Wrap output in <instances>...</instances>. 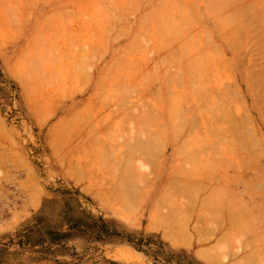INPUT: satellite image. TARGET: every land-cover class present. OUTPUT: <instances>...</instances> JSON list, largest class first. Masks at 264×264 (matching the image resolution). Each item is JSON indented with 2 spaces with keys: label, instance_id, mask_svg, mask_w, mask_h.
Here are the masks:
<instances>
[{
  "label": "rangeland",
  "instance_id": "374dc122",
  "mask_svg": "<svg viewBox=\"0 0 264 264\" xmlns=\"http://www.w3.org/2000/svg\"><path fill=\"white\" fill-rule=\"evenodd\" d=\"M11 1L13 0L5 1V4L10 2L8 5L11 12L7 5L5 6L7 11L4 10L6 13L3 16L0 13L2 16L0 18V117H3L1 119L4 121L5 129L8 135L12 137L11 145L3 139L1 142L4 145H9V149L15 158L12 159L14 161H12V167L8 171L0 167V264H216L212 260H210L211 263H208L206 257V259L202 258L204 255L201 257V247L203 250L205 247L207 250L209 247L213 249L212 245L215 248L216 237L222 231L218 232L214 238L208 236L213 241L206 238L210 241L207 240L206 243L204 238L202 243L206 244L203 243L202 245V243L193 241L192 244L188 242L187 247L184 239H181V230L177 228L179 227L177 223L180 221L186 223L187 220L180 219L178 222L175 220L177 232L174 234L178 241H175L177 239L175 235L174 240H172L168 237L173 236V230L170 234L169 229H173L174 226L167 229V225L161 223L163 220H159L161 224L158 225L159 221L155 224L149 215V206L153 204L154 193L160 194V192L169 191L171 186L176 189L177 186L173 185L174 182L171 185L168 183L172 182L173 179L178 180L177 174L186 172L188 168H193L194 173H188L187 178L191 183H195L210 168L215 169V164H217L218 170H220L219 173H216L218 174L216 178L219 190L224 191L226 184L228 188L234 187L235 183L234 189L239 187L238 191L245 190L242 188V186L244 187L242 182V185L238 184L239 186H237L238 182H235L239 170L237 163L231 160V156L233 155L232 152L235 153V151L238 154H243L241 156H244L245 153L249 154L253 147L250 144L253 138L250 137L253 135H258L256 137L260 138L259 143L262 141L261 148L264 147V99H259V96L256 97L257 94L261 95L260 92L264 91V81L262 79L256 85V81L261 80V77L259 79L260 75H258L256 80L257 77L254 78L253 74L255 70L263 67L260 62L261 55L257 53V49L254 47L260 39L254 37L255 35L251 32L249 33V41L245 39L247 35L243 33V29L249 27V24L246 23L248 20H241L240 10L246 8L247 11H243L245 15L253 11L255 17L260 16L261 19L264 14L262 10L264 1L259 0L262 4H258V0L256 2L255 0H201L207 5H234V7H225L228 11L241 8L238 13L241 22L236 24L233 38L228 37L233 30L226 29L205 41V46L201 51L191 52L195 54L196 58L203 57L208 51L211 52L214 66L209 68L212 73L206 79L203 88L219 89L223 95L228 93L234 100L230 99L231 96L229 98L226 95L223 96L224 99L228 97L234 102L228 100L231 105H228L227 109L225 106L228 102L221 97L220 100H224L226 103L223 102L222 105L221 101L218 102L222 106L225 105V108L220 109L224 111L223 121L221 120L222 124L220 125L222 131H220V136L223 137V141L217 142L211 130V124L216 120V116L213 115V106L211 98H209L203 103V121L208 129V132L204 134L207 136L200 139L196 132L185 133V130L181 128L178 130L176 138L179 136L187 137L189 144L184 145L179 143H185L181 141L184 138L178 139L180 141L177 140V142L173 141L168 134H165L168 136L167 139L160 142V136L154 132L158 129L156 126L160 124H163V127H168L169 124L181 127L180 125L183 124L181 120L175 119L174 122H170L168 121L171 120L170 118L159 119L158 112L153 108L156 105L158 81L151 84L147 83L146 86L149 87L143 86L144 88L138 89L139 92L136 90L129 95L125 88L117 87L115 83L108 80L111 70L103 67L104 63H109L106 54L109 51H100L99 54V51H96L98 59L90 56L94 52L87 50L91 48V40L89 41L88 34L82 30L91 27V21L94 18L93 7H89L92 4L91 0H18L17 4L14 3L15 1ZM108 1L104 2L106 7L103 8L110 12V9L114 7L112 3L114 0ZM168 1H139L138 8H130L131 11L127 16H130L131 22L140 18L150 21H168L174 18L183 20L188 16L193 17L196 21H201L204 25H206L205 21H213L211 16H201L198 10H189L190 15H184L183 12L178 14V11L169 8ZM182 1L179 5L184 4V1L187 4L186 0ZM193 1L197 2L198 0H189V2L199 7V1L198 3H193ZM0 2L3 3L2 0ZM12 3L13 6L10 7ZM204 4L200 3V7ZM253 4H258V7ZM157 5L158 8H155L154 6ZM2 8H0L1 12L4 9ZM216 18L231 21L233 16L228 14ZM212 27L211 30H213ZM79 29L81 30L80 33L78 32ZM75 38H77V42L74 46L73 40ZM176 43L172 46L179 45ZM179 47L178 49L175 47L174 50L179 51ZM252 48H255L253 49L255 51H251ZM149 52L152 53L153 51ZM201 52L203 55H198ZM262 52L261 54L264 55ZM257 54L260 58L257 57ZM155 58L157 55L153 54L152 57L151 54L149 60L155 64ZM251 59L257 60L253 61L257 63L255 67L251 66V64H255L249 62ZM261 61L264 62L263 59ZM54 65L66 75L64 77L62 74L63 80L58 81V84H55L57 81L54 79L53 82L52 79L55 77L58 80L62 75L56 70L57 73L54 77L52 76L55 72L53 70ZM150 65L154 66L150 63L147 69L143 68L144 71L147 72L148 68L149 70L152 69L153 67L150 68ZM115 67L119 68V66ZM11 68L14 69V72L16 71L15 74L18 76H14L12 71L10 72ZM144 71L140 74V78L146 73ZM257 73L258 71L255 74L257 75ZM58 74L60 75L59 78ZM163 74L165 76L163 78L167 79L171 76L172 71L168 73L165 71ZM22 76L29 77L25 78L27 81L29 80L28 87L25 84V79V86L22 83ZM160 90L165 97L160 103L167 107L168 102L165 93L167 90ZM261 96L263 97L264 94ZM256 99L260 101L256 103ZM187 104L194 105L190 100L187 101ZM218 104L216 103V105ZM139 106L141 110L149 114V118L144 123L136 118L133 123L131 122L132 124H128L130 123L127 122L128 119L135 117L132 116L133 109L136 107L137 110ZM121 107L122 111L119 109ZM130 107L133 110L132 113L129 111ZM124 108H127L125 110L127 115L131 114L130 118L126 115L127 120L125 119ZM117 111L119 112L117 113ZM134 113L138 114L139 111ZM131 128L133 133L130 132ZM138 128H143L149 139L151 151L147 154L146 160H143L147 166L145 172L148 171L149 177L147 179L149 182L140 183L136 188L137 198L132 196L135 198V202H138L136 203L138 206H135V208L137 207L136 210L133 206L135 203L128 205L129 202L126 201L128 203L127 208L128 206L134 208H131L132 210L128 214L125 211L127 208H123L126 205L121 201V207L118 204L119 201L114 200L112 196L113 194H121L111 192V189L119 190V182H117L119 176L117 178L115 175H120L118 173L120 169L118 170L116 168L118 166L114 167L113 165H119V159L122 155L131 150L130 143L134 134L137 135ZM53 129H57L55 130L57 131L56 136L54 133L52 136L55 146L60 143L57 145L59 151L58 148H53L52 144L48 143V138ZM11 152L10 154H12ZM56 152L59 153L56 154ZM230 154L232 155L230 156ZM235 155L237 154L233 156ZM229 159L232 161L230 164ZM105 166L118 170L116 171L118 174H114L115 170L114 173H110L113 172L112 169L104 171ZM246 168L241 166L240 170L245 169L247 171ZM75 170L78 177L76 174L74 175ZM111 174H114L115 178H112ZM167 174L168 176L172 174V177H167ZM153 177H155L154 180ZM113 181L117 183V186H115L116 183L113 186ZM166 184L170 186L167 185L166 187ZM103 188L107 192L104 191L103 193L101 191ZM246 193L252 194V196H247ZM246 193H242V196L249 203L246 204L247 208L257 212L258 206L264 203V195L261 196V194L258 195L252 191ZM181 196L184 197V195ZM186 197L185 195L184 200H188ZM107 198L109 204H105L108 201ZM126 198L129 197L126 196ZM177 199L176 202L178 203L179 199L178 201ZM172 201L170 202L173 203L174 201ZM186 201H184L185 203L182 202L183 205L189 202ZM132 202L130 203L132 204ZM162 202L161 206L158 203L160 208L157 205L160 212L162 211L161 208L163 209L168 205L164 203L169 201ZM176 202L174 207L179 205ZM182 203L180 202V204ZM183 205L181 206L185 208L187 204ZM187 206L186 209H189ZM178 208H174V210L176 209L174 211L173 207L170 206V210L168 205L164 209V212H168L169 209V212L172 211L174 215L168 213V221L173 220V218H181L178 216V212L184 216L187 213L184 214L180 211L188 212L194 207L188 211L180 208V211L177 212ZM129 209L127 210L129 211ZM131 212L133 213L131 214ZM162 212L159 214L160 216L161 214L163 216ZM192 212H189L190 215H194H192L193 218L189 219L192 221H188V228L191 231H187L195 235V224L198 223L199 225L198 221L201 218L198 220L195 216L197 210ZM160 216H157V219H161ZM259 219L262 221V217ZM153 223L155 226L152 225ZM171 223L172 221L170 225H173ZM262 223L264 222H259L258 227H255L257 229L262 227L263 229ZM164 224L166 226H163ZM187 224L186 226L185 224L182 225L187 227ZM158 226L159 228H157ZM200 226L202 225L197 227ZM178 230L180 232L177 235ZM260 232L264 234L263 230ZM259 237L255 239V242L263 239L264 235L260 239ZM179 239L182 242H179ZM261 242L260 244H262ZM243 243H239L240 245L236 243L238 247L235 248L237 251L240 250L239 254L246 253L254 246H261L256 245V242L252 243L254 246L251 244L253 247L245 250L244 247L247 242L244 241ZM249 246L247 245L248 248ZM224 256L227 258L226 260L224 257L221 258L224 259L223 262H227L225 264H229V262L233 264L236 260L231 257V254L230 258L225 254Z\"/></svg>",
  "mask_w": 264,
  "mask_h": 264
},
{
  "label": "bare ground",
  "instance_id": "6f19581e",
  "mask_svg": "<svg viewBox=\"0 0 264 264\" xmlns=\"http://www.w3.org/2000/svg\"><path fill=\"white\" fill-rule=\"evenodd\" d=\"M5 1H7V0H2L4 5H3V3L0 2V4H1L0 8H2L3 6L5 7L10 3V2H8V3L6 2V4H5ZM13 1H15L14 3L17 4L18 0H13ZM13 1H11V2H13ZM91 1H92V4H90V5L88 4V5H89V7H93V11L95 13L94 18L91 21L92 22L91 27L89 26V27L83 29L82 32H86L89 36V41L91 40L90 41L91 48H89L87 50L88 51H94V52L90 56H93L94 58L96 57V59H98V54L100 53V51H109V53H106L108 56V59H109V63H104V67H103L104 69L111 70L110 77L108 80L110 82L115 83L117 87L125 88V91L129 95L132 92L134 93L136 90H137V92H139L138 89L139 88L142 89L143 86L146 88L149 87V86H146L147 83L151 84V83H154L155 81H158L159 88H158L157 94H156V105H154L153 108L156 112H158V114L160 116L159 119L163 120V118H170L171 120H168L170 122H174L175 119L181 120V122H183V124L180 125L181 127L175 126L173 124H169L168 127H163V124H160L159 126L157 125L156 127L158 129L155 128L157 130L154 132H156L160 136V142H162L163 140H166L168 136H166L165 134H168L173 139V141H177L178 139L184 138L181 141L185 142V143L179 142L181 145L189 144V139L187 137H184V136L180 137L179 136V138H176V135L178 134V130H180L181 128L183 130H185V133L196 132L197 136L200 139H202L204 136H207L206 134H204V133L208 132V129H207V127L203 121L204 120V112H203L204 104L203 103H204V101H207L209 98H211V102H212V106H213V110H212L213 115L215 114V116H216V120L211 124V130L213 131V133H214L213 135L217 139V142L223 141L224 140V139H222L223 137L220 136V131H221L220 125L222 124V121H223L222 118L224 116V111L222 110L223 111L222 112L220 109H223L225 107L227 109L228 105H231L229 103V101L234 102V101H232L234 99H232L231 95H230L231 96V98H230L228 93L227 94L225 93L223 95V93L219 92V89L203 88L205 86L206 79H208V76L210 75V73H212L211 69H209V68L214 66V59L212 58L210 51L206 52V54L203 57H199V58H196L195 54H192L191 52L196 51V50L201 51L202 48L205 46V41H207L209 38L214 37L217 33H221L222 31H224L226 29L227 30H229V29L233 30L230 33V35L228 36L229 38H233L234 37L233 34L235 33L234 30H236L234 28L236 27V24L238 22L239 23L241 22L238 18V13H239V10L241 8L238 10L235 9L234 11L233 10L228 11L225 7H234V5H227V6L218 5V4H208L207 5V4H204V2L201 0H198L199 3H198V1L197 2L193 1V3H198L199 7H200V3L204 4V5H201V7L199 8L196 5H192L191 2H189V0H186L187 4H185V1H184V4H180V5H179V3H181L182 0H169L167 3L169 8L170 9L173 8L175 11H178V14H181L183 12L184 15H190L189 10H192V11L198 10V13L201 14V16H211L213 18V21H209V22L205 21L206 25H204V24H202L201 21H196L193 17L188 16L183 20H178V19L174 18V19H169L168 21H163V20L162 21H150V20H143L142 18H140V19H135L134 21L131 22V20L129 18L130 16H127L128 13L131 11L130 8H138L137 4L139 3V1H142V0H114V2H112L114 7L110 9V12L106 8H103V7H106V5L104 6V4H105L104 2L108 1V0H91ZM258 1H257V3H258ZM263 1L264 0H262V2ZM251 2L254 3L253 1H251ZM255 2H256V0H255ZM260 2L261 1H259L258 4H262V2L261 3ZM182 3H183V1H182ZM188 3H190V4H188ZM258 4H253V5H256V7H258L257 6ZM187 5H189V6L187 7ZM253 5H251V7H253ZM262 5H264V4H262ZM12 6H13V3H12V5H10V7H12ZM154 7L158 8V5L154 6ZM245 7H248V6H245ZM7 8L10 11L9 5ZM222 8H224V9H222ZM4 10H6V7L2 10L3 12H1V10H0V13L2 16L4 15V13H6V12H4ZM262 10L264 11V8ZM262 10H261V12H262ZM187 11H189V12H187ZM243 11L245 12V11H247V9L245 8V10L244 9L240 10V12H241L240 15H242L241 20L242 21L248 20V22H246V23L249 24V27H245L243 29V33H245L247 35L245 39L249 38L250 32L255 35V36L253 35L254 37H257L260 39V40L257 39L259 41H258V43H255L254 47L257 49L256 50L257 53H260L259 55H261V60L262 59L264 60V57L262 58V56H264V55L261 54L262 51H263L262 53L264 54V14H263L264 12L263 13L260 12L261 14H263L261 19H260L259 18L260 16L255 17V15L252 13L253 11L249 12V14H247V15H245ZM259 11H260V9H259ZM259 11H258V13H259ZM158 13H160V12H158ZM228 14H231L233 16V19L231 21H226V20L216 18L220 15H228ZM2 16L0 18H2ZM245 16H247V17H245ZM212 25H213V27H212ZM214 25H216V27H214ZM211 27L214 31L211 30ZM80 31L81 30L79 29L78 32L80 33ZM238 33H240L239 30H238ZM76 40H77V38H75L73 40L74 46H75V43L77 42ZM255 40H256V38H255ZM248 41H249V39H248ZM175 43L176 44L179 43L180 47H179V45L175 46L177 49L179 47V51L177 49L174 50L175 47L172 45H175ZM172 47H174V48H172ZM255 48H252L251 51ZM96 51H99L98 54ZM149 51H153V52L150 53ZM253 51H255V50H253ZM25 52L27 53V51H25ZM131 52H134V53H131ZM26 53H24V54H26ZM151 54H152V57H153V54L155 56L157 55V58L154 59L155 64L153 62H151V60H149ZM198 55H200V56L203 55V52H201ZM259 55L257 54V57H259ZM90 56H89V58H90ZM201 58H202V61H200ZM251 60H249V62H251V63L253 61H257V60H253V59H251ZM261 60H260V62H261V64H263V67L261 66V68L263 70L261 68L258 69L257 75L255 74L257 72L256 70L253 73L254 78L257 77L256 80L258 79V75H260L259 79L261 77V80L256 81V85L259 83V81L261 82L262 79L264 81V77H263L264 76L263 75L264 74V62ZM147 62H148V64H147ZM150 63H152L154 65V66L150 65V68H152V67L153 68L150 70L148 68L147 72L144 71L145 69H147V66L149 67ZM253 63H255V64H251V66L255 67L257 63L256 62H253ZM146 64H147V66H146ZM55 66L56 65H54V69H53V70H55V72L53 71L54 72V74L52 75L53 77H54L55 73H57L56 70L57 71L60 70L58 67H55ZM90 66H92V64H90ZM115 66H119V68H117ZM144 66H146V67H144ZM10 67H11V65H10ZM56 68H58V69H56ZM143 68H145V69H143ZM13 70L14 69L11 68L10 72L12 71L11 73H13V75L16 76L17 75V74H15L16 71L14 72ZM142 70L146 73H144L145 77L141 76V78H142L141 79L140 74L143 72ZM260 70H262L263 73L262 72L260 73ZM165 71L167 73L172 71L171 76L168 77L167 79L163 78V77H165L163 74ZM61 72H62V70L59 71V74L60 75L64 74V77H65L66 76L65 73L64 72L61 73ZM51 73H52V71H51ZM59 74L57 75L58 78L60 77ZM22 77H23L22 83L24 84V79L29 78V77H24V76H22ZM61 77L58 80L54 77L52 79V81L54 82V79H55V81H57L55 84H58V81L63 80V75ZM149 78H150V80H149ZM16 79H17V77H16ZM25 80L27 81V79H25ZM26 81H25V84L27 86L29 84V80L27 82ZM102 81L105 82V80H102ZM95 82L98 83V81H95ZM25 84H24V86H25ZM59 84H60V82H59ZM160 89L167 90V91H165L166 97H167V102H168L167 107L164 106L163 103H160L162 101V98H165ZM197 91H199V92H197ZM140 93H142V92H140ZM260 93H261V95H263L264 91H261ZM195 95H197V97H195ZM225 95L228 96L232 100H229L228 97H227L228 99L227 98L224 99ZM261 95L257 94L256 97L259 96L258 97L259 99H264V96L262 97ZM220 97L222 99H224L226 102H228L226 104L227 106H225V105H224L225 107L222 106L223 105L222 103L225 101L224 100L221 101ZM257 99H256V101H257L256 103H258L260 101V100L258 101ZM189 100L194 105H188L187 101H189ZM238 100H239V98H238ZM219 101H221L222 105L220 103L218 104ZM216 103L219 105V107H218V105H216ZM140 106H139L140 109L138 108L137 110L135 107L133 109L134 111L131 110V107H130L129 111H131V113L133 111L132 116H135L134 118L131 116L133 119H128V118H130L129 116L131 114L127 115L128 113H126V111H125L127 108L126 109L124 108V111L126 113L125 117H126V115L128 117V118L126 117L125 119L126 120L128 119L129 121H127V122H130L128 124H132L133 120L136 118L141 123H144L145 120L147 118H149V116H148L149 114L147 112L141 110ZM220 107H222V108H220ZM119 109H120V111H122V107ZM195 109H196V111H195ZM140 110H141V112H140ZM135 111L137 113L139 111L140 114L134 113ZM118 112L119 111H117V113ZM1 118H3V117H0V147H1L0 148V167L2 169H4L5 171H8L12 167V164H13L12 161H14L12 159H14L15 157L13 156V153L9 149V145H11L10 140L12 137L8 135V132L4 126V121ZM182 119H183V121H182ZM130 120H132V121H130ZM235 123H237V122H235ZM235 123H233V124L236 126H239L238 124H235ZM140 127H143V126L140 125ZM197 127H199V129H197ZM53 130H54V132H53ZM53 130L51 131V133H50L51 135L48 138V143L52 144L53 148L54 147L56 149L58 148L57 150L59 151V147L57 145L60 143L56 144V146H57L56 147L55 143L53 142V136H52L53 133L55 134V135L54 134L53 135L56 136L57 131H55V130H57V129H53ZM137 130H138L137 135L134 134V136L132 137V141L130 143L131 144V150L126 151L125 154L122 155L121 159H119L120 160L119 165H113L114 167L118 166L119 168L118 167H116V168L118 170L119 169L120 170L118 171V170L114 169L115 170V173H114V170L111 167L109 168V167L105 166L104 168H108L106 170L103 168L104 171H107V170L110 171L112 169L111 171H113V172H110V173L116 174L117 173L116 171H118V173L120 174V175H115V176H117V178L119 176V179L117 182H119L118 188H119L120 192H119V190H112L111 189L114 186V184L116 183V182H114L115 180L113 181L114 183L112 182L113 186L110 189H111V192H113V193H116V192L121 193L118 195L116 194L117 197L115 194H113L112 196L114 197V200L119 201L118 202L119 205L122 202L124 205H126V207H123V208H127L128 203H126V201L129 202L128 205H133V203H135V205H133L134 208H135V206H138V204L136 205V203H138V202H135L136 200H135V198H133V197H136V195L138 196L136 188L140 183H147V181L149 182V180L147 179V177H149L148 171L145 172V169L147 166L145 165V161H143L144 159L146 160L147 154L150 153V151H151L150 146H149V139L146 136V133L144 132L143 128H138ZM130 132L133 133L132 128L130 129ZM187 135H190V134H187ZM251 135H253V134H251ZM256 136H258V135H256ZM256 136L253 135V137L252 136L250 137V138H253L250 141V144L253 147H252V151H250L249 154L245 153L244 156H241L243 154H238L237 151H235V153L232 152L233 155L237 154L235 156L230 154V156L232 155L231 160L235 161V163H237V167L239 170V171H237V173L241 174V175L238 174L236 177L234 176L235 182H238L237 186H239L238 184H241V182H242L244 184V187L242 186V188L243 189L245 188L244 191H241V190L238 191L239 187L237 188L238 190L234 189V187L236 185L235 182H234L235 185L233 184L234 187L228 188V185L226 184L224 191L219 190V184H218L217 178H216V176L218 174H216V173H219L220 170H218V166H217V164H215L216 165L215 169L210 168L208 170V172H206L204 175H202L198 179V181H196L195 183H191L189 178H187L188 173H194L193 168H188V170L186 172L179 173L182 176L177 174L179 176L178 180H176V179L172 180V179L168 178V179L172 180V182H170L168 184L171 185V183L174 182L173 185H175V187L177 186L176 189H173L174 187L172 188V186H171V188L169 187L170 189H168L169 191H166V192L163 191V192H160V194L156 192L153 195V204L152 205L150 204V206H149L150 217L153 218V220L155 221L154 222L155 224H157L156 223L157 221L163 220V222L159 221L158 225L161 223L162 224L165 223L167 225V229L171 228L170 226H172V228L174 226V228H175V225L179 224V227H177V226L176 227L178 229H180L181 232H180V230H178V233H176V234L178 235L180 232L181 239L182 240L184 239L183 241L186 242L187 247H188V244H187L188 242L189 243L191 242L190 244H192L193 241H197V243L198 242L202 243L204 238H205L204 241L206 242L209 239L208 236H211V238H214L218 232L222 231V233L218 234V237H216L217 238L215 241L216 245H215V243H213L215 245V248L213 245H212L213 249L210 247L208 248V250L211 249L210 251H208L206 247L204 248V250L206 249L207 251L206 250L204 251L203 247H201L202 249L200 248L203 252V253L201 252V254H200L201 257H202V255H204L202 258H204V259L207 258L209 261L208 263H211L213 261L216 264H218V263L219 264H225L226 261L223 262V260L224 259L226 260L227 258H225L224 254L227 255L229 258H230V254H231V257H233V259L237 260V261L233 260L234 261L233 264H264V256H263L264 255V237H263L264 234H261V232H260L262 230L264 232V228L262 229V227L261 228L259 227V229H257L258 223L264 222L263 221L264 220L263 219L264 218V216H263L264 215V206H263L264 203L262 205L258 206V208L256 209L257 212H255L253 210L251 211L250 209H248L249 207L247 208V206H246L248 201L246 202L245 200H247V199L244 200V197L242 196V193H246L247 191L249 193L252 191V193H255L258 195L261 194V196L264 195V174H263L264 173V147L261 148V144H262L261 142L262 141L259 143L260 138L256 137ZM1 139H3V141H5V142H9L10 144L8 146L4 145L1 142ZM178 141H180V140H178ZM56 149H54V150L56 151ZM10 152L12 154H10ZM58 153L59 152H56V154H58ZM201 155H202V153H201ZM81 158H84V157H81ZM232 161H230V159H229V161H228L229 164ZM235 163H234V165H236ZM241 166L244 168L247 167L246 169H248V170L246 171L244 169L243 171H241L240 170ZM76 172L77 171L75 170L74 175L76 174L78 177V174ZM171 172L172 171L170 170V173ZM167 173H168V171H167ZM114 174H111L112 178H115ZM169 176L167 174V177H169ZM170 177H172V174ZM154 178L155 177H153V180H154ZM157 179H159V178L157 177ZM168 184H166V187ZM170 185H168V186H170ZM115 186H117V183L115 184ZM157 186H158V184H157ZM166 187L164 186V188H166ZM114 189H117V188L114 187ZM172 189H173V191H172ZM246 189H247V191H246ZM164 190H167V189H164ZM101 191L103 193H104V191L107 192V190L105 188H103V190H101ZM111 192H109V193H111ZM179 194L184 195V197L179 195ZM163 195H165L167 197H164ZM178 195H179V198L177 197ZM185 195L187 196L186 198H188V200L187 199L186 200L189 201L188 203H186L188 206L186 204L183 205V203H182V202L186 201V200H184ZM250 195L252 196V194H247V196H250ZM126 196L129 198H126ZM180 197H181V199H180ZM166 198H169V199L171 198V200L174 201V202L172 201L174 204L170 202L171 200L166 199ZM175 198L176 199L178 198L179 201L182 200V198H183V200L180 201L182 204H180L178 199H177V201H178V203H177ZM128 199H130L131 201ZM162 199H166L167 201H169V202H166V200L163 201V202H166L164 204L169 205V209H170V206L173 207V210H174V208L179 207L177 212L180 211V208L188 211L191 207H194L195 210L198 211L197 213H195V216H197V219L201 218L200 221H198L199 219L197 221L200 223L199 225H202V226L197 227V226H199L198 223L195 224V226H196L195 235L191 234V232H189L191 230H189V228H188L189 222L192 221V220L189 221V219L193 218V216H194L193 214H192L193 216L190 215L189 212L193 211L192 213H194V211H195L194 208H193V210L190 209L191 211L189 210L188 212L180 211L181 213H184V214L187 213V214H185L186 217H185V215L182 216L178 212L177 214H178V216H181V218H178V216H176L178 219L173 218V220L174 221L176 220L177 222L180 221V219H182L183 221L187 220L186 221V223H188L187 227H184L182 225V224H185V226H186L185 222L181 223L182 221H180L179 223L176 224V221L174 222L171 218H170L172 221L171 224H173V225H170L171 221L170 220L168 221V219H169L168 213H170L169 209H168V212L167 211L164 212V209H166L168 205L166 206L163 204L164 206H166L163 209L161 208V210L163 211V212L161 211L163 213V216H162V214H161L162 217L159 215L161 212L158 211V208H160V206H161V202H162L161 200ZM133 200H134V202H132ZM108 202H109V199H108V201L105 202V204L106 203L109 204ZM130 202H132V204ZM175 202L177 204H179V205H176L177 207H174ZM158 203L160 204V206ZM170 204H172V205H170ZM258 204H260V203H258ZM157 205H158V208H157ZM181 205H183V206L186 205L187 207H189V209L188 208L186 209V206L184 208ZM120 206L122 207V205H120ZM128 208H130L129 211L127 210ZM128 208L125 211H126V213L128 212V214H129L130 211L132 210L131 208H133V207L128 206ZM136 208H135V210H136ZM147 208H148V206H147ZM174 211H176V209ZM132 213L133 212H131V214ZM134 213H136V212H134ZM171 213H172V211H171ZM164 214L165 215L167 214V215L165 216ZM177 214H175V215H177ZM172 215H173V213H172ZM172 215H170V216L173 217L174 215L173 216ZM157 216H160L161 219H159V218L157 219ZM164 217H165V220H164ZM182 217H185V218H182ZM260 217H262V221L259 219ZM166 219H167V221H166ZM257 219L259 222L256 221ZM201 221L203 224L201 223ZM168 222H169V224H168ZM154 223L152 225L155 226ZM165 224L163 226H166ZM255 226H257V227H255ZM261 226L264 227V223H262ZM189 227H191V226H189ZM157 228H159V226ZM174 228L169 229L170 231L168 230L170 232V234H171V230L174 231V232L172 231V233H173V236L171 235L172 237L170 236V234L168 235V233H166V235L170 236V237H168V236L167 237L171 238L172 240H174L173 237L176 236L174 233L177 232V228H175L176 230ZM221 228H223V229L221 230ZM187 230H189V231H187ZM193 230H194V227H193ZM188 234H190V235H188ZM259 236L263 237V239ZM179 237H180V235H179ZM258 237H259V239L260 238L261 239L257 240L256 241L257 243H256L255 239H258ZM176 238H177V236H176ZM206 238H208V239L206 240ZM181 239H179V242L181 241ZM209 240L213 241L212 239H209ZM209 240H208V242H210ZM175 241H178V238ZM244 241L247 242V244L245 243V245H246L244 247L245 250L253 247L254 243H256V245L259 244L261 246H257V247L254 246L253 249L247 251L246 253L239 254L240 250L237 251V248H235V247H238V244L239 243L242 244ZM258 241H260V242L262 241L261 242L262 244H260V242L258 243ZM185 242H183V243L185 244ZM203 243H202V245H203ZM206 243H204V244H206ZM236 243H238V244H236ZM251 244L253 246H251ZM247 245L248 246L250 245L249 248L247 247ZM190 246H192V245H190ZM239 247L241 248L242 245ZM258 247H259V249H258ZM240 248H238V249H240ZM200 249H198V250L200 251ZM235 249H236V251H235ZM198 253H200V252H198ZM221 257H224V259L222 260ZM210 260H212V261H210ZM229 264H231V262H229Z\"/></svg>",
  "mask_w": 264,
  "mask_h": 264
}]
</instances>
